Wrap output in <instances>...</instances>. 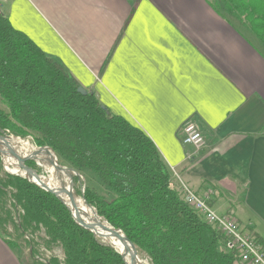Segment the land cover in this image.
<instances>
[{
    "label": "crops",
    "instance_id": "crops-1",
    "mask_svg": "<svg viewBox=\"0 0 264 264\" xmlns=\"http://www.w3.org/2000/svg\"><path fill=\"white\" fill-rule=\"evenodd\" d=\"M0 14L142 131L180 192L264 241V50L249 34L208 0H0ZM186 122L200 150L183 145ZM7 239L0 264H29Z\"/></svg>",
    "mask_w": 264,
    "mask_h": 264
},
{
    "label": "trees",
    "instance_id": "trees-1",
    "mask_svg": "<svg viewBox=\"0 0 264 264\" xmlns=\"http://www.w3.org/2000/svg\"><path fill=\"white\" fill-rule=\"evenodd\" d=\"M211 8L264 50V0H208ZM0 14V134L49 148L81 177L84 199L98 217L131 239L148 264H244L229 238L184 200L152 141L114 116ZM29 168L31 166H28ZM2 171L0 159V172ZM106 195L100 193L98 187ZM80 196L77 178H73ZM11 202V207L7 206ZM14 210L21 209L8 234ZM42 227L47 248L64 259L45 264H124L120 254L71 219L67 209L25 179L0 177V232L13 250L35 247L22 236ZM264 248V241L252 235Z\"/></svg>",
    "mask_w": 264,
    "mask_h": 264
},
{
    "label": "built area",
    "instance_id": "built-area-1",
    "mask_svg": "<svg viewBox=\"0 0 264 264\" xmlns=\"http://www.w3.org/2000/svg\"><path fill=\"white\" fill-rule=\"evenodd\" d=\"M182 143L200 150L204 141L201 133L192 122H186L181 128ZM172 175L175 174L172 172ZM181 193L188 205L198 213L206 223L215 226L229 238L230 245L240 252L244 264H264V248L261 247L251 234L242 232L237 223L231 218L216 215L209 207L206 198H200L184 185Z\"/></svg>",
    "mask_w": 264,
    "mask_h": 264
},
{
    "label": "bare ground",
    "instance_id": "bare-ground-1",
    "mask_svg": "<svg viewBox=\"0 0 264 264\" xmlns=\"http://www.w3.org/2000/svg\"><path fill=\"white\" fill-rule=\"evenodd\" d=\"M10 146H13L16 150L17 148L15 145H23L27 146L26 143L21 142L20 140L18 141L19 143H14L11 139H6L5 140ZM23 148V147H22ZM7 147L2 146L1 140H0V151L3 153H7ZM20 153V152H19ZM21 154V153H20ZM22 155V154H21ZM22 156H27V155H22ZM5 159V162L8 166V171L11 173L17 174L21 177L27 178L29 181H31L35 185H40V184H45L48 185L49 187H56L59 189H63L64 191L61 192L60 195H57L59 199L63 201V203L68 207V210L70 214L75 218V219H84L87 223H89V227L91 230L96 231L94 225V220H93V215L92 213L82 205L81 200L77 199L75 197L74 191L72 186H70L71 183V173L68 170H60L56 172L52 166H50L47 161H54L55 165L57 166L55 162V158L53 156H49L48 154H43L37 157V162L39 163V166L42 167L44 164H48L49 166V177L48 179H45L43 177H40L36 174H32L29 172L26 173L23 170H20L16 165H13L12 169H9V160L10 157H3ZM98 236L107 244L113 245L115 250L120 253L126 262V264H144L140 258H134L133 262L129 261L130 258V252H131V244L124 241L122 234H118V239L112 238L110 236H103L99 235Z\"/></svg>",
    "mask_w": 264,
    "mask_h": 264
},
{
    "label": "water",
    "instance_id": "water-1",
    "mask_svg": "<svg viewBox=\"0 0 264 264\" xmlns=\"http://www.w3.org/2000/svg\"><path fill=\"white\" fill-rule=\"evenodd\" d=\"M77 92L81 95H86L87 92L82 88V87H78L77 88ZM6 139H9L8 137L6 136H3L0 134V140H1V144L2 146L4 147H7V153H3L0 151V156L1 157H10L14 160H16L17 162L20 163V166H19V169H22L24 172L28 173L30 171H32L30 168H28L26 166V162L28 161H37V157L40 156V155H43V154H48L49 156H53V158H55V162L57 164V166L55 165L54 161H47V163L52 166V168L58 172L60 170H68L70 173H71V183H70V186H73V178H77L78 181L80 182L81 180V176L71 167H67V166H59L58 163H57V159L54 155V153L47 147H43V148H40L38 151L30 154V155H27V156H22L18 150H16L13 146H10L5 140ZM10 175H14V176H18V177H21L17 174H14V173H11L9 172ZM23 179H25L28 183L32 184L34 187H37L45 192H47L48 194L52 195L54 198H56L62 205H64V207L67 209L71 219L74 221V223L76 225H78L79 227H81L82 229L84 230H87L89 231L90 233H92L94 236L100 238L98 236L99 235H103V236H110L112 238H116L118 239V234H122L123 236V239L124 241L128 242L131 244V252H130V258H129V261L130 262H133V259L134 258H138V255H137V251H136V247L133 243V241L129 238H127L121 231L119 230H115L114 228L110 227L106 222H104L101 218L98 217L97 213L95 212V210L90 207L87 202L85 201L84 199V189L82 188L81 189V196H80V200H81V203L84 207H86L93 215V220H94V227L96 229V231H93L90 229L89 227V223H87L84 219H75L69 212L68 210V207L63 203V201L61 199L58 198L57 195H60L61 192H63L64 190L63 189H59V188H56V187H49L48 185H45V184H40V185H35L33 184L31 181H29L27 178H24V177H21ZM101 239V238H100ZM102 240V239H101ZM103 242V240H102ZM107 244V243H105ZM109 247H112L113 249L114 246L113 245H110V244H107ZM120 254V253H119ZM124 264H126V262L124 261L122 255L120 254Z\"/></svg>",
    "mask_w": 264,
    "mask_h": 264
},
{
    "label": "rangeland",
    "instance_id": "rangeland-1",
    "mask_svg": "<svg viewBox=\"0 0 264 264\" xmlns=\"http://www.w3.org/2000/svg\"><path fill=\"white\" fill-rule=\"evenodd\" d=\"M8 137L9 139H11L15 144L16 143H19L18 141L20 140L21 142L23 143H26L27 146H23L21 144H17L15 145V147L17 148L18 152H20L22 155H30L36 151H38L40 148L36 147L30 138H27L25 140H21L19 138H14L13 136H6ZM23 147V148H22ZM55 155V154H54ZM56 159H57V163L59 166H63L61 165L59 162H58V158L57 156L55 155ZM0 159H1V165H2V171L0 172V177L3 175V173H7L9 174L10 171H8V166L5 162V159L3 157L0 156ZM13 165H16L18 168L20 166V163L17 162L16 160L10 158L9 160V169H12L13 168ZM26 166H31L30 169L32 171H30V173L32 174H36L40 177H43L45 179H48L49 177V166L48 164H44L42 167L39 166V163L37 161H28L26 162ZM29 168V167H28ZM22 170V169H20ZM10 175V174H9ZM14 176V175H13ZM85 182V178L84 177H81V180H80V184H81V187H80V196H81V189H82V183ZM94 186L98 187L97 186V183L93 182ZM73 191H74V194H75V197L77 199H80V196L76 193L77 191V186L73 183ZM99 191L101 194L103 195H106L105 192L103 190H101L99 187H98ZM7 206L8 207H11V202L9 201L7 203ZM11 210V212L15 211L14 215H13V219H12V222L10 225H8L7 227V232L8 234H13V225H15V223L18 222L17 220V216H21L23 214V212L21 211V209H16L14 210L13 208L9 209ZM216 214V213H215ZM217 215V214H216ZM47 238L45 237V233H44V230L42 227H39L36 231H34L33 233H30V232H27L26 234H24L22 236V243L25 245L28 244V243H32L35 247V255L33 257V259L39 263V264H45L47 263L50 259H57L60 263L63 262V259H64V256H63V253L61 251V249L59 248V246H53L51 248H47L45 245H44V241L46 240ZM104 242V241H103ZM105 243V242H104ZM24 251L26 253V256L28 261H29V264H31V259L29 258L28 254V248H23ZM24 257V258H25ZM139 258V257H138ZM144 264H148V262L143 258L141 260Z\"/></svg>",
    "mask_w": 264,
    "mask_h": 264
}]
</instances>
